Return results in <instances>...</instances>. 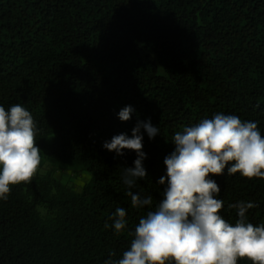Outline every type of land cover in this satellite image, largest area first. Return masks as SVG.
<instances>
[{"label": "trees", "instance_id": "16d2710c", "mask_svg": "<svg viewBox=\"0 0 264 264\" xmlns=\"http://www.w3.org/2000/svg\"><path fill=\"white\" fill-rule=\"evenodd\" d=\"M17 103L34 117L44 160L90 178L76 189L52 169L12 186L0 201V264L122 258L163 198L177 131L224 113L257 121L264 135V0H0V105ZM127 105L135 111L121 121ZM149 119L160 133L141 130L148 177L131 191L152 203L135 208L122 177L136 152L103 144ZM212 178L228 222L239 219L230 206L246 201L248 221L264 223V178L227 169ZM117 207L127 220L119 234L105 227Z\"/></svg>", "mask_w": 264, "mask_h": 264}, {"label": "clouds", "instance_id": "9594fccd", "mask_svg": "<svg viewBox=\"0 0 264 264\" xmlns=\"http://www.w3.org/2000/svg\"><path fill=\"white\" fill-rule=\"evenodd\" d=\"M131 105L118 112L121 121L132 118ZM154 139L160 129L151 120L138 121L132 134L114 135L103 147L117 155L134 150V167H125L122 177L128 187L126 195L135 208L151 206L152 196H142L131 189L138 179L148 177L143 161L144 135ZM39 129L32 113L22 104L9 109L0 105V201H6L12 186L30 182L41 165V149L36 136ZM174 151L165 157L166 176L158 183L165 185L154 211H148L134 229L128 250L122 258H110L104 264H238L247 257L252 264H264V223L248 221L246 213L255 207L240 201L239 219L228 222L220 211L224 206L217 198L221 188L212 175L239 173L247 178H264V135L257 121L242 120L234 114L216 113L172 138ZM211 174V175H210ZM117 234L126 229V210L117 207L111 217Z\"/></svg>", "mask_w": 264, "mask_h": 264}, {"label": "rangeland", "instance_id": "374dc122", "mask_svg": "<svg viewBox=\"0 0 264 264\" xmlns=\"http://www.w3.org/2000/svg\"><path fill=\"white\" fill-rule=\"evenodd\" d=\"M42 157V156H41ZM52 169L55 170V175L58 176L63 182L67 183L73 188L80 189L82 185L87 182L90 175L83 171H73L69 168L54 167L49 161L44 160L42 157L41 165L36 173L44 174Z\"/></svg>", "mask_w": 264, "mask_h": 264}]
</instances>
